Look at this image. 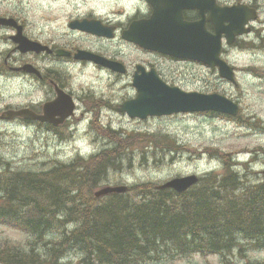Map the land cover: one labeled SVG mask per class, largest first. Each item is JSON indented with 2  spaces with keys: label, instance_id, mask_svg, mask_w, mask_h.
<instances>
[{
  "label": "rangeland",
  "instance_id": "374dc122",
  "mask_svg": "<svg viewBox=\"0 0 264 264\" xmlns=\"http://www.w3.org/2000/svg\"><path fill=\"white\" fill-rule=\"evenodd\" d=\"M221 1L226 4L235 2V0ZM237 1L257 3L259 10V18L253 22L252 31L242 36L243 38L238 41L239 44L231 48L226 47L225 58L238 71L237 84L222 79L217 70L203 64L190 60H171L161 54L133 53L131 47L122 45L126 63L145 61L153 64L162 71L169 83L180 85L187 91L218 92L226 95L239 104L240 113L237 116L203 112L178 113L147 119L131 118L115 109L125 100L136 97L133 86H127L129 82H133V76L120 78L111 71L95 67L93 64L81 67L73 62L68 64L35 61L41 66L51 68L49 70L70 74L78 93L84 91L91 95L95 93L111 100L115 106L113 110L103 108L101 120L104 125L111 124L113 130L118 131V134L111 135L108 144L110 149L115 148L113 153L117 162L118 154L119 159L122 157L125 159L119 169L117 163L115 167H111L108 181L102 186L132 187L142 183L162 184L171 178L190 174H198L201 177L208 172H215L223 176L229 173V170L244 176L245 178L241 180L249 183L263 178L264 0ZM140 2L139 0H49V2L0 0V14L19 18L32 33L39 34L43 30L40 39L57 40L61 44H69L70 47L100 48L105 54L114 55V52L118 51V40H107L102 46L90 37L69 32L68 20L92 14L112 17L113 14H118V8L125 7L130 11L137 8ZM6 32H8L6 29L0 28V52L4 53L9 46L4 44ZM1 60L3 58H0ZM32 78L31 74L17 77L11 74L8 83H5L4 78L0 77V110L7 105L16 107L27 101L40 99L42 94ZM80 113L81 110L78 116ZM92 118L93 115H90L87 120L80 121L76 126L78 131L73 133L71 130L60 131L63 134L61 139L48 135L35 126L9 123L0 119V157L4 163H10L15 171L44 170L56 162L70 163L78 157L91 161L109 139V136H106V139L102 134L106 135V129L100 131L91 129ZM70 129H74V126ZM122 135H131L132 138L124 141L126 136L122 137L118 143L119 136ZM228 160H230L229 165L226 163ZM234 161L247 164H244V168L239 166L232 169L231 165ZM2 172L3 168L0 167V174ZM62 226H56L51 232L59 230ZM32 247L36 249L32 250ZM16 249L40 255L45 252L40 249V243L34 236L1 224L0 264H3V252L9 254ZM239 251L236 248L233 251L234 256L226 259H222L217 254L195 253L177 259L166 255L165 263L248 264L250 261H264V249H248L244 250L247 251L245 253ZM80 255L74 251L66 260L77 262ZM37 260L42 263V258L37 256Z\"/></svg>",
  "mask_w": 264,
  "mask_h": 264
},
{
  "label": "trees",
  "instance_id": "16d2710c",
  "mask_svg": "<svg viewBox=\"0 0 264 264\" xmlns=\"http://www.w3.org/2000/svg\"><path fill=\"white\" fill-rule=\"evenodd\" d=\"M114 150L37 171H15L0 157V225L34 236L45 251L3 252V264H166V255L226 259L236 248L264 249V177L249 183L231 170L211 172L184 193L142 183L97 198L111 167L124 162ZM74 251L79 261L66 260Z\"/></svg>",
  "mask_w": 264,
  "mask_h": 264
},
{
  "label": "water",
  "instance_id": "95a60500",
  "mask_svg": "<svg viewBox=\"0 0 264 264\" xmlns=\"http://www.w3.org/2000/svg\"><path fill=\"white\" fill-rule=\"evenodd\" d=\"M154 8V13L148 19L135 21L124 32V37L140 44L146 49L166 53L178 58L192 59L210 66H217L222 77L235 81V69L222 58L223 38L231 45L239 36L251 32L248 26L251 20L258 17V10L247 4L233 6H218L216 0H148ZM200 10L203 16L198 21H188L184 18V9ZM210 11L208 19L205 14ZM206 20L215 25V32L207 29ZM87 21L74 22L72 26L87 29L92 32L114 36L111 28L102 27L95 23L92 29L87 27ZM2 25H17L14 18L1 17ZM20 33V32H19ZM21 35V33L19 34ZM20 48L23 51L35 50L36 43L17 36ZM78 57H88L110 66L117 71H125L124 65L116 60H110L87 51H80ZM33 71L31 65L25 67ZM134 85L138 95L135 99L126 101L120 108L131 117L147 118L148 116L166 115L179 112H201L214 110L218 112L237 115L240 107L237 103L219 93L186 92L178 87L168 86L158 76L156 71L136 75ZM73 109V105H71ZM12 114V115H11ZM10 112L8 118L13 117ZM16 115L36 118L30 110H20ZM197 175L173 178L159 186L170 187L178 192L187 190L198 181ZM126 185L105 186L95 192L97 197L125 192Z\"/></svg>",
  "mask_w": 264,
  "mask_h": 264
},
{
  "label": "flooded vegetation",
  "instance_id": "af4514ba",
  "mask_svg": "<svg viewBox=\"0 0 264 264\" xmlns=\"http://www.w3.org/2000/svg\"><path fill=\"white\" fill-rule=\"evenodd\" d=\"M46 1L49 2V0ZM139 1L141 2L137 5V8L131 9L130 11L125 7L118 8V14H113L112 17L92 14L88 16L70 18L68 20L69 32L90 37L92 40L97 41V43L101 44L102 46L107 40H118V51H115L114 55H107L100 48L70 47L69 44H61V42H58L57 40L46 41L40 39L43 34V30H41L42 32L39 34H37V32L32 33L28 30L25 22L15 17L22 26V34L27 38L38 42V50L21 51L18 48V42L15 40L18 28L16 26L0 25V28H4L8 31L6 32V41L4 42V44L9 45L8 48L5 49V53L0 52V58H3V60L0 61V77L4 78L5 83H8L11 74L14 77L31 74L33 75L32 80L36 81L39 87V91L42 94L41 98L37 101H27L16 107L12 105L5 106L2 110H0V119L6 120L9 123H20L27 126H35L42 129L44 133L48 135H54L56 138L58 137L61 139L63 138V134L60 133V131L71 130L72 133L74 131H78V127H76L78 126V123H80V121L87 120L86 118H88L90 115H93V118L91 120V129H96L97 131L106 129V135L101 132L105 138L106 136H109V139L106 138L107 142L105 143H109L111 141V135H113L114 133L118 134V131H116L115 129L113 130L111 124L106 126L102 123L101 120V111L103 108H108L109 110L115 109V106L113 105L111 100L103 98L102 96H99L95 93L93 95L85 91L83 93H78L74 87V82L71 79L70 74H68L67 72L58 73L56 71L49 70L51 68L39 65L37 62H35L36 60H41L43 62L48 61V63L59 62L71 64L73 62L77 65H80L81 67H86L85 65L93 64L95 67L111 71L112 73L118 75V77L120 78L131 75L134 79L136 75L147 73L149 71H156L160 78L168 84L182 88L180 85L169 83L163 76L162 71H160V69H158L153 64H148L145 61L135 63H126L125 61L126 58L124 57V53L122 50L123 44L131 47V51L133 53L141 52L149 55L161 54L169 57L171 60H181V58L172 57L157 51L146 49L141 45L124 38L125 30L129 28L130 24L133 21L148 18L154 11L153 6L147 0ZM217 2L220 5H228L221 0H217ZM251 5L257 6L256 3H252ZM53 10L54 9H51V11ZM183 13L185 19L190 21H198L202 18L199 10L197 9H186L183 11ZM209 14L210 13L208 12L206 15L208 16ZM3 15L11 16L9 14ZM84 19L88 22L87 27L89 29H92V27L95 26V23H97L102 27L107 26L108 28H111L115 33L114 36L108 37L99 35L87 29H72L70 27V23L75 21L81 22ZM206 26L209 30H214V25L210 21L206 22ZM8 29H10L11 31H9ZM80 50H86L105 58L107 57L109 59L118 60V62L123 63L125 71L116 72L109 67L98 63L92 58L78 57L77 54ZM225 50L227 51V49ZM191 62L201 64L200 62ZM26 64H33L35 66V71H25L23 69V66H25ZM59 69L65 71L62 67H59ZM212 69L217 70L218 72L217 67H213ZM127 86H133V89L136 91L137 95V89L133 82H129V85ZM71 105H73V109H71ZM121 105L122 103H120V105L116 107L115 110L117 112L119 111ZM21 109H28L31 110V112H35L37 118L30 119L21 115H16L15 112H13L14 114L12 118H8L10 112L18 111ZM80 110L81 113L78 116ZM73 126L74 129H70Z\"/></svg>",
  "mask_w": 264,
  "mask_h": 264
},
{
  "label": "bare ground",
  "instance_id": "6f19581e",
  "mask_svg": "<svg viewBox=\"0 0 264 264\" xmlns=\"http://www.w3.org/2000/svg\"><path fill=\"white\" fill-rule=\"evenodd\" d=\"M101 110V109H100ZM101 113V112H100ZM70 131V130H69ZM97 198H100V197H97Z\"/></svg>",
  "mask_w": 264,
  "mask_h": 264
}]
</instances>
